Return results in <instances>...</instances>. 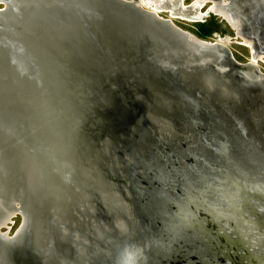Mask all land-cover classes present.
<instances>
[{
	"label": "water",
	"instance_id": "95a60500",
	"mask_svg": "<svg viewBox=\"0 0 264 264\" xmlns=\"http://www.w3.org/2000/svg\"><path fill=\"white\" fill-rule=\"evenodd\" d=\"M214 1L257 60L264 0ZM0 5V225L23 219L12 237L0 226V264H152L156 242L192 225L172 216L186 192L208 219L220 216L217 200H264V74L254 63L139 0ZM230 163L242 172L237 190L221 172ZM174 168L186 179L172 181ZM214 239L233 264H264L263 253L247 262L229 234Z\"/></svg>",
	"mask_w": 264,
	"mask_h": 264
},
{
	"label": "flooded vegetation",
	"instance_id": "af4514ba",
	"mask_svg": "<svg viewBox=\"0 0 264 264\" xmlns=\"http://www.w3.org/2000/svg\"><path fill=\"white\" fill-rule=\"evenodd\" d=\"M195 168L199 172V174L195 173L196 177L198 178V182L201 183L202 180L199 178L201 175V169L198 167ZM177 200L178 199H176V203L172 199L175 207V212H173L172 216L180 217V219L188 221L189 209L186 208V204ZM229 202L230 205L227 208L229 211L227 212V210L224 209V205L217 200L215 205L218 206V214H220V216H216L213 219H204L206 223L204 226H194L192 224L189 225L190 228L187 232L183 231V236H176L175 239L171 241L165 240L163 242L160 240L159 242H156L150 262L152 264H213L217 261L220 262L224 257V259H227V264H233L231 261L233 259L232 250L229 251L227 245L221 246L219 245L221 243L217 244L214 239V237L222 235L223 233L229 234L232 240L238 242L240 247L242 246L241 249H246V252H243V250H239V247L237 248V251L239 250L238 252H240L239 254L241 256H247V262H250L251 259L256 257L259 253L264 254V225L261 224L262 217V222L264 224V200L256 202H249V199L238 201L237 195H233V199ZM249 204L255 209V212L257 211L262 214V216L258 214L253 215L252 210L249 209ZM238 209H240L239 214H237ZM245 213L247 215L243 217V214ZM230 214L235 215L236 218L233 217L231 222L236 226L234 228H224L223 226L226 224L224 222ZM248 223L255 224L257 228L251 225L252 229H249ZM207 226H211L209 227L211 230L208 234L204 232V227L206 228ZM256 239H260L259 246L256 242H252ZM249 244L254 246H248ZM156 249L157 251L155 252ZM255 251L261 252L256 253Z\"/></svg>",
	"mask_w": 264,
	"mask_h": 264
},
{
	"label": "rangeland",
	"instance_id": "374dc122",
	"mask_svg": "<svg viewBox=\"0 0 264 264\" xmlns=\"http://www.w3.org/2000/svg\"><path fill=\"white\" fill-rule=\"evenodd\" d=\"M200 1H204V0H185L181 5L180 11L182 9V10L187 11V13H189V12L193 11L191 6L194 5L195 2H200ZM168 2H169V0H168ZM165 4L166 5L168 4L167 0H166ZM225 4H228V3H225ZM210 5L212 6V3L210 1L206 2L205 5L202 8H200V11H199L201 14L205 15V17H204L205 22H209L210 29H212L214 32L213 36L209 39L208 42L219 43V44L223 45L224 47H226V49H228L230 51V53L233 55L234 59L238 63L246 65V64L252 62L256 65L258 70L262 74H264V55H263V53H258V59L253 60V52H251V51H253L252 46L251 47L248 46L247 44H245L246 40L235 35V33L232 31V29L225 22H223L222 18H220V17L216 18L212 15L207 14L209 9L211 8ZM188 7H190V8H188ZM0 8H3V5H0ZM146 8L150 9L148 7H146ZM150 10L153 11L152 9H150ZM169 12H170L169 10L162 9V13H160L158 15L164 19H171L178 28L198 37L199 24H202V23H199L196 21L194 22V20L191 21V20L185 19L183 17H178V16H176L175 17L176 19H175L173 17V15ZM223 41H225V42H223ZM195 156L197 157V154H195ZM226 168L222 169L221 172L224 175H226L225 170H227V173L228 172L232 173V175L229 177V179L232 180V183L230 186L233 189L237 190L239 188V183H237V182L240 181L242 172H240V173L236 172L235 171V169H237L236 166H234V169H233L231 163H230V169L229 168L226 169ZM177 169L178 168H174L170 173L173 177L172 181L177 179V178L186 179L185 177H183L184 174L181 172V170H177ZM149 170H150L149 172H152L153 174L156 173L155 168H152V169L150 168ZM162 178H163V176H162ZM143 181H147V179H145ZM143 181H140V182H143ZM240 184H243V182ZM176 186L172 185L173 188L179 189ZM249 189H251V188H249ZM189 195L190 194L188 192H186V196L184 195L186 197V200L184 199V203L186 204V208L192 209L191 200H190V198H188ZM250 195H251V193H250ZM214 197H216V196H214ZM204 205H205V203H202L201 207H203ZM227 208H228V206L226 203V204H224V209L227 210V212H228L229 209H227ZM201 209L202 208H200V210ZM188 213H189V217H188L189 222L188 223L192 222L191 224H193L194 226L200 225L201 227L206 224L204 219H206L207 217L202 212H200V213L198 212L197 214H194L189 210ZM246 215H247L246 213L243 214V217H245ZM233 217H235L234 214H230L229 217H227V219L224 222V223H226V224H224L225 225L224 228L225 227L234 228L236 226L235 224H232V222H231L233 220ZM22 223H23L22 217L20 215H17V216L12 218V222L8 225V227H3L1 229V233H3V234L8 233L9 236L12 237L20 229V227L22 226ZM252 226H253V223H252ZM9 228H10V230H9ZM243 231H244V229H243ZM169 240L171 241V238H168L167 241H169ZM213 264H227V259H224V257H223L222 260H220V262L217 261L216 263H213Z\"/></svg>",
	"mask_w": 264,
	"mask_h": 264
},
{
	"label": "bare ground",
	"instance_id": "6f19581e",
	"mask_svg": "<svg viewBox=\"0 0 264 264\" xmlns=\"http://www.w3.org/2000/svg\"><path fill=\"white\" fill-rule=\"evenodd\" d=\"M184 1L185 0H169V2H168V0H167V3L168 4L166 5L165 4L166 0H139L141 6H143V7L145 6L144 8L148 7L150 9H152L154 11V13L160 14V13H162V9H164V10H169L170 11L169 13H171L173 16H175V12L174 11L176 9V8H173V6L179 4V7L181 8V5H182V3ZM208 1H210L212 3V6L210 5L211 6L210 9L214 13L219 14V17H221L225 21L229 22L230 25H232V27L237 31V24H239V22L238 21H235L234 18L223 7H221V6L219 7V4L216 1H214V0H204V1H200V2H195L194 5L191 6V8H192L193 11L187 13V15H191V16L199 15L200 8H202L205 5V3L208 2ZM170 5H172V6H170ZM202 41H204V40H202ZM225 41H223V42H225ZM204 42L210 43L208 41H204ZM245 44H247L248 46L251 47V43H249V42L246 41ZM253 51H251V52H253ZM12 216H14V215H12ZM12 216H9L6 219H4L1 222V225L0 226H2V227L7 226L8 225V222L11 220L10 217H12ZM9 230H10V228H9Z\"/></svg>",
	"mask_w": 264,
	"mask_h": 264
},
{
	"label": "trees",
	"instance_id": "16d2710c",
	"mask_svg": "<svg viewBox=\"0 0 264 264\" xmlns=\"http://www.w3.org/2000/svg\"><path fill=\"white\" fill-rule=\"evenodd\" d=\"M213 34H214V32L212 29H210L209 22H204L202 24H199L198 37L200 39L205 40V41H209V39L213 36Z\"/></svg>",
	"mask_w": 264,
	"mask_h": 264
}]
</instances>
